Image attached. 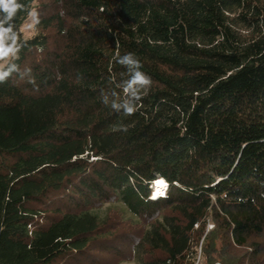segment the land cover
I'll list each match as a JSON object with an SVG mask.
<instances>
[{
	"label": "trees",
	"instance_id": "trees-1",
	"mask_svg": "<svg viewBox=\"0 0 264 264\" xmlns=\"http://www.w3.org/2000/svg\"><path fill=\"white\" fill-rule=\"evenodd\" d=\"M17 3L0 264H264V0ZM128 52L151 78L132 116L100 97Z\"/></svg>",
	"mask_w": 264,
	"mask_h": 264
},
{
	"label": "clouds",
	"instance_id": "clouds-1",
	"mask_svg": "<svg viewBox=\"0 0 264 264\" xmlns=\"http://www.w3.org/2000/svg\"><path fill=\"white\" fill-rule=\"evenodd\" d=\"M21 7L22 5L18 4L17 0H0V13L5 14L3 18L0 19V61H7V58L10 56L14 57L19 51L17 47V36L12 30V25L10 23L8 27L4 25L12 20L14 14ZM9 41H11V43H9ZM115 62L126 69L128 78L120 83H116V88L120 90L119 92L116 90L106 92L101 89V102L109 106L114 112L122 113L124 116H132L138 110L137 105L150 89L151 78L141 71L142 64L132 52L123 55L117 54ZM7 65L6 67L5 63H0V83L6 82L13 72L19 71L16 64L8 63ZM113 83L115 82L113 81ZM114 130L126 131L127 129L118 128ZM157 180L158 179H155L152 183V197L154 192L153 184ZM166 183L168 184L167 181ZM165 192H167V190H165ZM162 195H164V193Z\"/></svg>",
	"mask_w": 264,
	"mask_h": 264
},
{
	"label": "rangeland",
	"instance_id": "rangeland-1",
	"mask_svg": "<svg viewBox=\"0 0 264 264\" xmlns=\"http://www.w3.org/2000/svg\"><path fill=\"white\" fill-rule=\"evenodd\" d=\"M33 27H34V18L32 15H30V17L28 18V20L25 22V24L22 27L23 32L25 33V36L29 37L33 34ZM11 58V56L9 58H7V61ZM7 61H0V63H7ZM209 227H212V225H209ZM124 264H136V263H129L126 262Z\"/></svg>",
	"mask_w": 264,
	"mask_h": 264
},
{
	"label": "bare ground",
	"instance_id": "bare-ground-1",
	"mask_svg": "<svg viewBox=\"0 0 264 264\" xmlns=\"http://www.w3.org/2000/svg\"><path fill=\"white\" fill-rule=\"evenodd\" d=\"M160 182H163L162 184ZM167 184L164 178H159L154 184H153V197L156 198L160 195H162L165 192Z\"/></svg>",
	"mask_w": 264,
	"mask_h": 264
},
{
	"label": "snow or ice",
	"instance_id": "snow-or-ice-1",
	"mask_svg": "<svg viewBox=\"0 0 264 264\" xmlns=\"http://www.w3.org/2000/svg\"><path fill=\"white\" fill-rule=\"evenodd\" d=\"M161 184L163 183V182H160Z\"/></svg>",
	"mask_w": 264,
	"mask_h": 264
}]
</instances>
